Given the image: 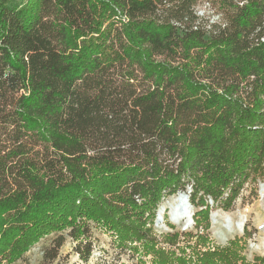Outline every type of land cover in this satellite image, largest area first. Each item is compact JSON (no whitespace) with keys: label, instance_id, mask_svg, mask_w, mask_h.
I'll return each mask as SVG.
<instances>
[{"label":"trees","instance_id":"obj_1","mask_svg":"<svg viewBox=\"0 0 264 264\" xmlns=\"http://www.w3.org/2000/svg\"><path fill=\"white\" fill-rule=\"evenodd\" d=\"M263 180L264 0H0V264L66 231L88 262L94 227L139 264H264L206 232ZM179 191L202 229L158 236Z\"/></svg>","mask_w":264,"mask_h":264},{"label":"rangeland","instance_id":"obj_2","mask_svg":"<svg viewBox=\"0 0 264 264\" xmlns=\"http://www.w3.org/2000/svg\"><path fill=\"white\" fill-rule=\"evenodd\" d=\"M207 6L199 7V14H209ZM212 13V11H211ZM217 20L218 16L213 17ZM264 180L260 181L256 186L255 192H252L251 187L247 186L241 197L236 201L234 207L230 211L217 209L210 218V227L206 231L210 238L209 247L214 249L217 246H225L229 241L239 238L243 246L242 254L247 260L253 262L255 258H264V190L262 185ZM176 193L166 198L159 206L158 216L153 224L154 232L158 236H163L166 233L173 232H193L197 233L202 227H197L194 219L196 208L189 204L192 211V221L190 223L176 224L170 217L169 202L179 196ZM167 207V210L161 214V207ZM216 219L214 220V215ZM245 215L246 223L243 231L229 232L226 226V216L230 215L233 224L237 223L241 215ZM216 221V222H215ZM65 237V242L60 249L59 257L50 263L45 261L44 253L47 249L54 245L56 234H51L43 238L40 242L34 245L24 257L14 264H139L137 255H133L129 251L122 252L115 247L113 239L108 234L103 233L100 229L92 228L93 253L88 262H84L75 250V244L69 232L62 233ZM225 235V236H224ZM144 264H151V257H145Z\"/></svg>","mask_w":264,"mask_h":264},{"label":"bare ground","instance_id":"obj_3","mask_svg":"<svg viewBox=\"0 0 264 264\" xmlns=\"http://www.w3.org/2000/svg\"><path fill=\"white\" fill-rule=\"evenodd\" d=\"M169 206L170 217L174 223L186 225V223H190L193 220L191 207L187 204L184 195L179 194L174 201L169 202ZM161 208V214H163L164 211L167 210V207L163 206ZM216 215L217 214L214 215V220L216 219ZM225 222L229 232L243 231L244 224L246 223V217L242 214L240 220L236 224H233L231 216L227 215Z\"/></svg>","mask_w":264,"mask_h":264},{"label":"water","instance_id":"obj_4","mask_svg":"<svg viewBox=\"0 0 264 264\" xmlns=\"http://www.w3.org/2000/svg\"><path fill=\"white\" fill-rule=\"evenodd\" d=\"M262 187H263L262 190H264V184L262 185ZM189 192H190V191H188V192H185V191H179L178 193H180V195H181V194L184 195L186 201H187L189 204H191V203H190V200H189V198H190ZM210 218H213V214H212V213H211Z\"/></svg>","mask_w":264,"mask_h":264}]
</instances>
